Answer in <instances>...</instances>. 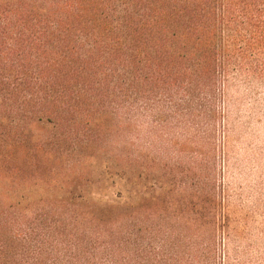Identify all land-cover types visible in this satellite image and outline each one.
<instances>
[{
  "label": "trees",
  "instance_id": "trees-1",
  "mask_svg": "<svg viewBox=\"0 0 264 264\" xmlns=\"http://www.w3.org/2000/svg\"><path fill=\"white\" fill-rule=\"evenodd\" d=\"M257 83L264 0H0V264H226Z\"/></svg>",
  "mask_w": 264,
  "mask_h": 264
},
{
  "label": "rangeland",
  "instance_id": "rangeland-1",
  "mask_svg": "<svg viewBox=\"0 0 264 264\" xmlns=\"http://www.w3.org/2000/svg\"><path fill=\"white\" fill-rule=\"evenodd\" d=\"M224 161L217 179L231 216L226 264H264V84H237L228 95Z\"/></svg>",
  "mask_w": 264,
  "mask_h": 264
}]
</instances>
